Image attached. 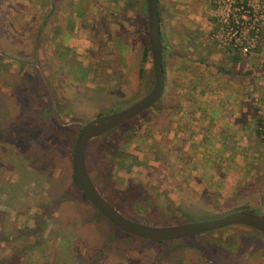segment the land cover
<instances>
[{
	"label": "rangeland",
	"instance_id": "rangeland-1",
	"mask_svg": "<svg viewBox=\"0 0 264 264\" xmlns=\"http://www.w3.org/2000/svg\"><path fill=\"white\" fill-rule=\"evenodd\" d=\"M25 3L26 11L0 7V264H264V237L250 227L164 242L124 238L78 198L72 151L81 123L123 110L154 85L147 0ZM159 6L164 93L94 140L106 167L101 181L94 170L95 182L126 217L150 225L264 215V174L249 129L237 132L234 120L243 101L264 118V0ZM213 108L211 122L219 113L225 125L196 118Z\"/></svg>",
	"mask_w": 264,
	"mask_h": 264
},
{
	"label": "water",
	"instance_id": "water-1",
	"mask_svg": "<svg viewBox=\"0 0 264 264\" xmlns=\"http://www.w3.org/2000/svg\"><path fill=\"white\" fill-rule=\"evenodd\" d=\"M148 40L153 64L154 85L139 100L123 110L97 116L81 123L73 144V172L77 184L89 202L115 227L129 235L151 240H181L233 225H241L264 233V215L234 211L209 220L190 221L176 225L157 226L126 217L98 189L87 168V148L92 139L106 134L152 108L165 89V70L159 0H147Z\"/></svg>",
	"mask_w": 264,
	"mask_h": 264
},
{
	"label": "crops",
	"instance_id": "crops-1",
	"mask_svg": "<svg viewBox=\"0 0 264 264\" xmlns=\"http://www.w3.org/2000/svg\"><path fill=\"white\" fill-rule=\"evenodd\" d=\"M21 2V3H20ZM47 2H49V0H47ZM4 3H13V4H18L20 5L21 4V9H27V7H23V6H26L25 4V0H9V1H6V0H0V7L2 4ZM11 9V8H10ZM19 14L20 12H18V10L16 8H14L13 10V16H15L16 14ZM21 14H19V18L21 19ZM254 91V90H252ZM247 104V106L245 105ZM245 105V106H244ZM206 108V106H205ZM215 108V107H214ZM213 108V110L211 111V115H207V113L205 114H202L203 115V118L201 117V115H199L198 117L196 118H201V121L206 124V126L208 127V124L210 125L211 123H216L218 120H222V123H219L218 124L221 126L225 125V118L222 116V117H219L220 114L218 113V116L215 117V120L211 122V119H209L210 116H213L212 114H214V110L216 109V111L220 112V110H222L219 106H217L215 109ZM255 109V105L254 103H252L251 101H248V102H242V106H241V109L239 110V112H237V115L235 116L236 119L234 118L235 121H237L236 125H238L239 127L241 126L244 127L245 129H249V132H250V135H249V145H248V149L250 151V153L253 154V156H257V162L256 163V166L258 167L257 169H260V171L262 170L263 174H264V162L261 161V160H264V158H261V156L263 155V150H264V146L263 145H260L258 146V127H257V121H256V118H257V115L255 114V112L253 111ZM205 110V109H204ZM209 113V112H208ZM210 114V113H209ZM247 120L243 121L242 118H247ZM190 118V117H189ZM193 118V116H192ZM212 118V117H211ZM213 119V118H212ZM239 130V128H238ZM237 132H244V129L242 128L241 131H238ZM208 133V131H206ZM262 144H264V142H260ZM255 158V157H254ZM246 161H245V166H246ZM262 168V169H261Z\"/></svg>",
	"mask_w": 264,
	"mask_h": 264
},
{
	"label": "trees",
	"instance_id": "trees-1",
	"mask_svg": "<svg viewBox=\"0 0 264 264\" xmlns=\"http://www.w3.org/2000/svg\"><path fill=\"white\" fill-rule=\"evenodd\" d=\"M159 9H160V6H159ZM160 18H161V13H160ZM162 20V19H161ZM258 32H259V29H258ZM254 33H255V31H254ZM254 33H252V35L254 34ZM162 42H163V37H162ZM148 49H149V46L146 48V50H145V52H144V56H143V59L144 60H146L147 59V55H148ZM233 59L235 60V61H238V60H241L242 59V56H240V55H234V57H233ZM164 70H165V66H164ZM156 106V105H155ZM254 112H255V114L257 115V118H256V121H257V127H258V139H259V141L260 142H263L264 141V118L263 117H261L260 115H258L257 113H256V110L254 109L253 110ZM100 115H102V114H99L98 116H100ZM32 127H29V129H31ZM28 129L26 130V131H24V132H22V133H18V132H16V139H18V140H20L21 139V137H26L27 136V134L26 133H28ZM94 140H96V138H94V139H92L91 140V142L89 143V145H88V148H87V168H88V171H89V173H90V175L92 176V178H93V172H95L96 170H98L99 172L101 171V167H103V168H106V167H104L105 166V164H104V166H103V161H104V159H102V157L100 156V153L98 152V151H96V152H94L92 149H91V144L94 142ZM103 160V161H102ZM105 163H106V160H105ZM95 170V171H94ZM107 173H108V171H107ZM107 173H104V177L106 176V174ZM103 179V173H101L100 172V176H99V180L101 181ZM93 180H94V178H93ZM95 181V180H94ZM73 182H74V184L76 185V186H78V189H79V191H80V193H81V197H78V198H83V199H85V200H88L87 199V197H86V195L83 193V191L81 190V188H79V185L77 184V181H76V179H75V177L73 176ZM96 185L98 186V184L96 183ZM131 185H129L128 186V188L126 189L127 191H118V195L119 196H117V198H119V199H122V198H124V193H126V192H129L130 191V189H131V187H130ZM98 188H99V186H98ZM68 192L70 193V190L68 191L67 190V194H68ZM73 192V191H72ZM101 193L110 201V202H112L113 204H114V206L119 210V208H118V206H117V204H115V202H113V201H111V195L109 196L107 193H105V192H102L101 191ZM66 194V191L63 193V195H65ZM135 198L134 196H130V197H127V199H129V201H130V203H134L136 200L135 199H133V198ZM127 199H126V201H127ZM134 206V205H133ZM134 210H135V212L134 213H132V214H137V213H139L141 210H142V208L141 207H137V208H133ZM120 211V210H119ZM121 212V211H120ZM137 212V213H136ZM129 214V213H128ZM114 228H116L117 230H119L117 227H115L114 225H112ZM254 231H256V232H258V233H260L263 237H264V233H261V232H259V231H257V230H255V229H253ZM119 232L123 235V237L125 238L126 236L124 235V232L123 231H121V230H119ZM210 233V232H209ZM211 233H214V232H211ZM125 234H127V233H125ZM128 235V234H127ZM202 235V234H201ZM203 235H205V234H203ZM198 236V235H197ZM197 236H194V237H189V238H186V239H193V238H196ZM138 238V237H137ZM197 238H199V237H197ZM183 240H185V239H183ZM157 242H160V241H157ZM210 245V244H209ZM13 260H14V258H12ZM12 259H10V258H8V260H10V261H7V262H12L13 260Z\"/></svg>",
	"mask_w": 264,
	"mask_h": 264
},
{
	"label": "built area",
	"instance_id": "built-area-1",
	"mask_svg": "<svg viewBox=\"0 0 264 264\" xmlns=\"http://www.w3.org/2000/svg\"><path fill=\"white\" fill-rule=\"evenodd\" d=\"M244 49L247 51L249 49V46H245Z\"/></svg>",
	"mask_w": 264,
	"mask_h": 264
},
{
	"label": "flooded vegetation",
	"instance_id": "flooded-vegetation-1",
	"mask_svg": "<svg viewBox=\"0 0 264 264\" xmlns=\"http://www.w3.org/2000/svg\"><path fill=\"white\" fill-rule=\"evenodd\" d=\"M155 106V105H154ZM151 109V108H150ZM148 111V110H147ZM146 112V111H145ZM144 113V112H143ZM141 115V114H140ZM95 182V181H94ZM95 184H96V182H95ZM97 186V185H96ZM98 187V186H97ZM99 189V188H98ZM100 190V189H99Z\"/></svg>",
	"mask_w": 264,
	"mask_h": 264
}]
</instances>
